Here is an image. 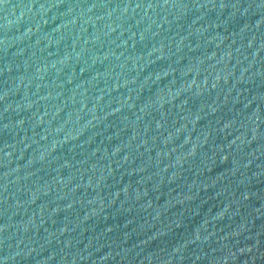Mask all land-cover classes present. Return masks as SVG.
Masks as SVG:
<instances>
[{"label": "water", "instance_id": "water-1", "mask_svg": "<svg viewBox=\"0 0 264 264\" xmlns=\"http://www.w3.org/2000/svg\"><path fill=\"white\" fill-rule=\"evenodd\" d=\"M0 264H264V0H0Z\"/></svg>", "mask_w": 264, "mask_h": 264}]
</instances>
